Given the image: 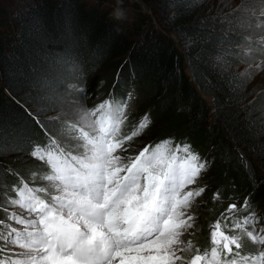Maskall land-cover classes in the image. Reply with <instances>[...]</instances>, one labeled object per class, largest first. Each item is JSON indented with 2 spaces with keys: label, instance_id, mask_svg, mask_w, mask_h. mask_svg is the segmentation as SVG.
I'll list each match as a JSON object with an SVG mask.
<instances>
[{
  "label": "trees",
  "instance_id": "trees-1",
  "mask_svg": "<svg viewBox=\"0 0 264 264\" xmlns=\"http://www.w3.org/2000/svg\"><path fill=\"white\" fill-rule=\"evenodd\" d=\"M209 1L146 0L149 13L138 7L126 26L125 16L85 0H0V202L17 175L29 179L41 166L29 154L48 141L37 121L58 130L52 114L74 118L70 101L83 103L78 88L94 85L104 69L117 100L133 87L154 115L146 140L189 144L210 165L190 240L207 243V223L225 199L250 195L264 211V91L253 92L252 78L240 77L244 65L261 59L258 49L243 55L244 45L255 46L245 43V29L264 34L240 12L259 7L228 10ZM218 188L223 200L211 203Z\"/></svg>",
  "mask_w": 264,
  "mask_h": 264
},
{
  "label": "snow or ice",
  "instance_id": "snow-or-ice-1",
  "mask_svg": "<svg viewBox=\"0 0 264 264\" xmlns=\"http://www.w3.org/2000/svg\"><path fill=\"white\" fill-rule=\"evenodd\" d=\"M257 19L264 31V19ZM245 39L259 45L255 71L264 70V35ZM252 54L243 49L245 57ZM252 75L251 64L240 73ZM133 99L130 92L122 102L110 97L93 108L81 102L58 130L37 121L48 141L29 154L42 167L3 193L0 264H264V223L248 197L227 205L211 225L208 247L185 240L194 228V199L205 191L190 186L207 161L171 138L134 153L133 140L151 120L145 114L125 134Z\"/></svg>",
  "mask_w": 264,
  "mask_h": 264
},
{
  "label": "rangeland",
  "instance_id": "rangeland-1",
  "mask_svg": "<svg viewBox=\"0 0 264 264\" xmlns=\"http://www.w3.org/2000/svg\"><path fill=\"white\" fill-rule=\"evenodd\" d=\"M6 1V0H4ZM86 2L92 4L93 6H99L101 8H103L104 10L107 9V11L110 12L111 15H113V13H117V10H120L122 12V15L125 16V23L124 25L126 26H129V20L135 16L137 12V8L140 7V11H142L143 13H149L148 9H147V6H145V1L146 0H85ZM258 1V3H257ZM261 0H210L208 2V5L209 7H212V8H215V7H219V8H225V9H238V8H241V9H244V7L246 5H251V4H255L256 6H258L259 8H257L256 10H254L252 13L250 12H246V11H242L240 13H242V17L244 18L246 24H254V26L257 24V19H253L254 17L256 18H264V17H260V12H261V8H262V5L260 4ZM255 13V15H254ZM153 24V23H152ZM153 27L155 29H158L160 30V26L159 24H157L156 22H154L153 24ZM256 28V27H255ZM251 37H253V41L255 42L256 40L259 39V37L261 35H264V34H261V35H255V33L253 31H251L249 28L245 29V35H249ZM173 38L177 40V36L175 34H172ZM246 37V36H245ZM244 37V41L245 43L248 45V41L245 39ZM253 45L255 46H250L254 51L257 52V49H259V45L256 44V43H252ZM257 46V47H256ZM243 48H248V46L244 45ZM259 57L262 58L260 56V53H259ZM260 60H256L255 62H250L246 65H244V70L246 68L249 67V64H251L253 66V75L251 76L252 78V82H251V90L255 93H258L260 94L262 91H264V70H261L259 72H256L255 71V65L257 63H259ZM106 73L104 71V69H100L99 72H98V77H97V81L94 85H89L86 89H85V93L86 95H92L90 100L87 101V102H83V106L84 107H87V108H93L95 107L97 104L101 103L103 100V97L107 94V87H108V81L106 80V78L108 77L109 78H112V76H105ZM96 79L95 76H92L89 78V80H94ZM143 85L145 86V83H143ZM131 93H133L134 95V99L130 102V106H129V110H135L138 113V117L136 118V122L139 123L141 121V119L143 118V114H144V111L145 109H142L141 105L142 103L140 102V96L138 95L137 91L132 89L130 91ZM129 92V93H130ZM257 94V95H258ZM204 97L206 99L209 98V96H207L206 94H204ZM71 104L73 103V101H70ZM69 105V109H74L75 106L74 105ZM209 104H211V102L209 101ZM80 106V105H79ZM78 106V107H79ZM60 116V119L58 120V122H61L62 119H74V118H64L65 116V111H61L60 113H56V114H52L50 117H56V116ZM150 120H151V124L149 126V129L153 126V117L150 116ZM262 122H263V127H264V117L262 119ZM146 131V130H145ZM143 132L141 136L139 137H136L132 144H133V149H134V153L135 152H138L142 146H143V143L148 141L150 138H148V140H146V136H147V132H148V127H147V131L146 132ZM18 156H22V155H18ZM197 186V185H196ZM2 191V190H1ZM2 194V193H1ZM3 196V194H2ZM239 200V199H238ZM203 202V203H202ZM202 204H204V197L203 198H200L199 200H197L192 208L190 209V212L194 215L195 217V220L193 221L194 223V228L190 230V235L186 236L185 237V240H188V239H191L193 234L196 233L197 231H199V222H197L196 220V215L194 214L195 210ZM229 203H232L231 201H229L227 203V205ZM226 205V207H227ZM222 219V218H221ZM210 221H215V219H209ZM211 231V228H209V225L207 224L206 226V235H207V243L204 244L202 243L201 245H199L197 242L195 241H192L193 244L195 246H198L200 247L201 249L205 248V247H208L209 246V235H208V232ZM190 255V254H189Z\"/></svg>",
  "mask_w": 264,
  "mask_h": 264
},
{
  "label": "clouds",
  "instance_id": "clouds-1",
  "mask_svg": "<svg viewBox=\"0 0 264 264\" xmlns=\"http://www.w3.org/2000/svg\"><path fill=\"white\" fill-rule=\"evenodd\" d=\"M116 18H117V19H120V18H122V17H121V15H117Z\"/></svg>",
  "mask_w": 264,
  "mask_h": 264
},
{
  "label": "water",
  "instance_id": "water-1",
  "mask_svg": "<svg viewBox=\"0 0 264 264\" xmlns=\"http://www.w3.org/2000/svg\"><path fill=\"white\" fill-rule=\"evenodd\" d=\"M201 95L204 97V94L203 93H201Z\"/></svg>",
  "mask_w": 264,
  "mask_h": 264
},
{
  "label": "bare ground",
  "instance_id": "bare-ground-1",
  "mask_svg": "<svg viewBox=\"0 0 264 264\" xmlns=\"http://www.w3.org/2000/svg\"><path fill=\"white\" fill-rule=\"evenodd\" d=\"M146 131H147V129H146ZM146 131H145V132H146ZM180 144H181V143H180Z\"/></svg>",
  "mask_w": 264,
  "mask_h": 264
}]
</instances>
